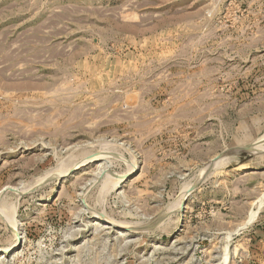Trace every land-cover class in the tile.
<instances>
[{
	"label": "rangeland",
	"instance_id": "obj_1",
	"mask_svg": "<svg viewBox=\"0 0 264 264\" xmlns=\"http://www.w3.org/2000/svg\"><path fill=\"white\" fill-rule=\"evenodd\" d=\"M263 140L264 0H0V264H264Z\"/></svg>",
	"mask_w": 264,
	"mask_h": 264
},
{
	"label": "water",
	"instance_id": "obj_2",
	"mask_svg": "<svg viewBox=\"0 0 264 264\" xmlns=\"http://www.w3.org/2000/svg\"><path fill=\"white\" fill-rule=\"evenodd\" d=\"M240 153L256 154V153L253 152L252 146H247V147H243V148H237V149H234V150H230V151H226V152L220 153L211 162V165H214L215 163L219 162L220 160H222L224 158H227V157H230V156H236V155H239ZM195 188H196V185L192 186L189 189L188 193L193 192L195 190Z\"/></svg>",
	"mask_w": 264,
	"mask_h": 264
},
{
	"label": "bare ground",
	"instance_id": "obj_3",
	"mask_svg": "<svg viewBox=\"0 0 264 264\" xmlns=\"http://www.w3.org/2000/svg\"><path fill=\"white\" fill-rule=\"evenodd\" d=\"M260 139H262V138H260ZM263 141H264V140H263ZM263 141H262V142H263ZM254 144H255V143H254ZM253 146H254V145H253ZM253 146H252V148H253ZM260 148H261V146H259V147L257 146V147H255V148H253V152L256 153V151H258ZM260 152H261V151H260ZM262 152H263V151H262ZM257 153H259V152H257ZM257 153H256V154H257ZM93 157H97V158H98L99 156H93ZM99 158H100V157H99ZM89 159H91V158H89ZM100 159H102V158H100ZM224 159L226 160L227 158H224ZM224 159H223V160H224ZM98 160H99V159H98ZM85 161H87V160H85ZM220 161H222V160H220ZM220 161H219L218 164H217L218 166H220V165H219ZM89 162H90V161H89ZM89 162H88V163H89ZM92 162H93V161H92ZM83 163H86V162L83 161ZM81 164H82V163H81ZM221 164H222V163H221ZM225 164H226V163H225ZM217 165H216V166H217ZM79 169H80V168H79ZM65 173H67V172H65ZM123 174H124V173H123ZM61 175H62V174H61ZM128 175H129V174H128ZM68 176H69L68 174H63L62 177H68ZM126 176H127V175H126ZM124 178H125V177L123 176V179H124ZM123 181H124V180H123ZM120 182H122V181H120ZM117 183H118V181H117ZM115 186H116V185H115ZM188 187H189V186H188ZM185 188H186V186H185ZM186 189H188V188H186ZM186 189H185V190H186ZM186 194H187V193H186ZM183 195H184V193H183ZM183 195H182V197H183ZM179 199H180V198H179ZM179 201H180V200H179ZM183 201H184V200H183ZM180 203H181V202H180ZM182 203H183V202H182ZM1 204H2V203H1ZM4 207H5V206H4ZM0 208H1V207H0ZM181 210H182V209H181ZM4 212H5V211H4ZM5 214H6V213H5ZM9 215H10V214H9ZM100 215H101V214H100ZM102 216H103V215H102ZM9 222H12V221L9 220ZM14 222H15V221H14ZM11 224H12V223H11ZM11 224H10V225H11ZM13 230H14V232H15L16 239H15V241L13 242V244L11 245L10 248H7V249L2 250V252H1L2 254H7L8 252H10L12 249H14V248L16 247V245H17V243H18V234H17V230H15V227H14V226H13ZM19 239H20V238H19Z\"/></svg>",
	"mask_w": 264,
	"mask_h": 264
}]
</instances>
